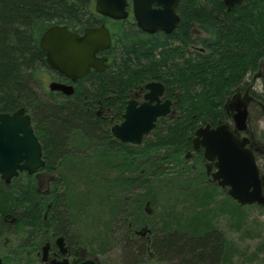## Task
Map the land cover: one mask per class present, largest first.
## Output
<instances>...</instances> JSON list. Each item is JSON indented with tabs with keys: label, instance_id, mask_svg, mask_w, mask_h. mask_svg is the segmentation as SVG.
<instances>
[{
	"label": "trees",
	"instance_id": "trees-1",
	"mask_svg": "<svg viewBox=\"0 0 264 264\" xmlns=\"http://www.w3.org/2000/svg\"><path fill=\"white\" fill-rule=\"evenodd\" d=\"M93 2L0 0V113L27 110L43 146L42 172L60 175L47 190L34 175L10 184L0 177L4 264H41L44 242L67 237L81 211L71 184L83 179L86 197L98 199L130 230L132 264H232L234 250L214 226L211 206H241L227 194L218 201L219 187L188 163L191 156L195 167L203 162L202 150L193 146L199 125L230 121L225 105L237 94L247 95L252 107L260 98L249 79L261 62L264 72V0H242L231 10L223 0H181L180 23L171 34H146L121 22L106 52L108 68L92 70L72 96L52 92L45 80L60 77L49 69L40 38L53 25L76 32L99 26ZM150 82L165 86L166 97L176 102L174 114L160 119L142 146L121 143L111 127L122 121L128 94ZM113 171L121 175L111 177ZM100 182L103 188L96 190ZM135 189L142 192L131 196ZM164 191L175 195L160 212L155 205L168 202ZM148 203L150 214L143 210ZM140 228L137 239L133 229Z\"/></svg>",
	"mask_w": 264,
	"mask_h": 264
},
{
	"label": "water",
	"instance_id": "water-1",
	"mask_svg": "<svg viewBox=\"0 0 264 264\" xmlns=\"http://www.w3.org/2000/svg\"><path fill=\"white\" fill-rule=\"evenodd\" d=\"M181 0H132L137 26L145 33L158 31L171 34L180 23L177 8ZM231 9L241 0H223ZM128 0H96V12L113 20H125L129 15ZM155 6V7H154ZM112 45L110 31L105 25L88 27L81 35L65 25H53L40 38V48L50 69L60 76L77 82L93 69L102 72L108 68L107 57L98 56ZM49 89L65 96L75 93L73 85L52 81ZM148 91L144 102L130 100L122 116L123 121L111 128L113 136L122 143L140 145L155 128L160 118L172 113V100H164L165 87L158 82L145 85ZM234 127L246 131L249 118L248 104L243 101L230 105ZM248 137H239L228 123L210 124L195 131L193 145L203 148L204 160L214 163L211 178L241 206H264L263 180ZM45 166L43 148L36 136L33 121L24 107L11 113H0V176L7 183L20 172L32 175ZM60 251L67 250L64 238L56 241ZM50 245L43 247L45 262ZM0 264L2 259L0 258ZM53 264H69L67 260ZM82 264H101L87 260Z\"/></svg>",
	"mask_w": 264,
	"mask_h": 264
},
{
	"label": "rangeland",
	"instance_id": "rangeland-1",
	"mask_svg": "<svg viewBox=\"0 0 264 264\" xmlns=\"http://www.w3.org/2000/svg\"><path fill=\"white\" fill-rule=\"evenodd\" d=\"M94 7L95 2L91 5L93 12ZM104 23L110 28L113 34L116 32L117 28L115 24L109 21H105ZM52 81H55L52 77L45 80V86L47 89ZM249 83V88L255 90L260 95V98L256 99L254 107H252L251 104L249 105L250 110H252L251 121L253 120L250 122V130L257 141L258 146L264 151V72L262 62L259 70L252 75L251 79H249ZM201 126L204 125H199V127ZM149 138H151V136ZM115 162L116 164L120 163L118 161ZM196 163L197 161L194 162V158L191 156L188 166L194 167L193 173L197 174L196 170L201 169L207 173L206 183L208 184V181L211 182L208 172V163L203 160V165L201 164L195 167ZM258 164L261 168L264 165V153L261 155ZM119 175H121V173L118 171H113L111 173V177H117ZM58 176H60L59 173H56L55 175L53 173L52 175L47 174L46 177H43L41 188L43 190L49 189L51 187V182L56 180ZM169 176L172 178L175 177L174 174H170ZM66 177L71 179L70 177H73V175L71 172L70 174L66 172ZM198 182L204 183L203 181ZM158 184H162V182H158ZM71 185L75 188L72 191L75 194V198H78V202L81 200L80 206L77 209V211L79 209H81V211L80 213H77V216L71 223V227L68 226V230H66L69 244L72 246H77L79 244L80 247L85 248L83 250H85L86 259L93 257L104 264H132L133 261L127 257L126 245L135 241V239H130V230H124L123 220L121 218L113 219V216L108 214L107 208L99 204L98 199H95L92 203L91 199L89 200V198L86 197L87 194H89V192L86 191L89 183H86L84 179L83 181H74ZM204 187H206V185H204ZM94 188L100 190L103 188V185L100 182V186L96 187L94 185ZM219 190L217 200L221 201L223 200L226 191L220 188ZM141 192L140 189H135L132 191L131 196ZM176 192L179 193L180 190H176ZM168 194L169 193L166 191L163 193L164 197H168V202L163 199L156 203L155 207L157 211L161 212L163 209H166V207H171L173 202L169 200V197L172 195L174 196L175 193L171 192V195ZM86 199H88L87 202ZM231 205L235 206L234 204ZM150 208V203L143 206V210L148 214L151 213L148 212L150 211ZM211 209H213L212 214L215 215L213 219L214 226L218 229L219 233L228 240L231 244V248L234 250L231 260L232 264H264V208H259L257 206L222 208L219 205L217 209L212 205ZM133 233L136 235L135 238L137 239H139V236L143 235L141 228L133 229ZM86 243L91 244L92 249H89L90 246L89 248L85 246ZM1 251L2 247L0 246V252ZM3 252H5V250H3ZM153 264H156V262H153Z\"/></svg>",
	"mask_w": 264,
	"mask_h": 264
},
{
	"label": "flooded vegetation",
	"instance_id": "flooded-vegetation-1",
	"mask_svg": "<svg viewBox=\"0 0 264 264\" xmlns=\"http://www.w3.org/2000/svg\"><path fill=\"white\" fill-rule=\"evenodd\" d=\"M128 10H129V17H128V19H127V21L128 22H132V23H134V24H136V22H135V19H134V16H133V7H132V3H131V1H130V3H129V7H128ZM97 16H99V15H97ZM99 17H101V15L99 16ZM105 21H109V22H111V23H114V24H116V25H119V22H121V21H116V20H112V19H109V18H107V17H104L102 20H101V24L100 25H106L104 22ZM107 26V25H106ZM85 30V29H84ZM84 30H81V31H78L77 33H79V34H83L84 33ZM109 30H110V28H109ZM110 32H111V36L113 37L114 36V34H113V32L110 30ZM98 56H105V57H107V61H108V63H109V57L107 56V53L106 52H102V53H99L98 54ZM54 73H56L57 75H59L56 71H53ZM91 72V71H90ZM89 72V73H90ZM88 73V74H89ZM87 74V75H88ZM86 75V76H87ZM59 80L58 79H55L54 78V80H57V81H59V82H62V83H65V84H67V85H73V86H75V88H76V86H77V84L81 81V80H83V79H79L77 82H72L70 79H68V78H66V77H64V76H60L59 75ZM148 91L144 88V87H140V88H138V89H136V90H132L129 94H128V96H129V99H128V101H127V103H129V101L130 100H135V101H137L138 102V104H141V103H143L144 102V96H145V94L147 93ZM168 98L166 97V90H165V93H164V97L162 98V101H164V100H167ZM246 99H247V95H241V94H237V95H235L233 98H232V100H230V101H228L227 103H226V109H227V111H228V113H229V116H230V121H228V122H230L231 123V125H232V128H233V130L236 132V135H238L239 137H248L249 138V145H248V147L250 148V150L253 152V154H254V157H255V160H256V162H257V164H258V162H259V160H260V158H261V155L264 153V151L262 150V148L260 147V146H258V144H257V141L255 140V138H254V136H253V134H252V132H251V128H250V125H251V123H250V121H251V111H250V108H249V105L251 104V102H250V100L248 101V111H249V118H248V125H247V130L246 131H238V130H236V128L234 127V122H233V119H232V115H233V111L230 109V105L231 104H233V103H238L239 101H246ZM128 105V104H127ZM101 108H103V106H100ZM127 107V106H126ZM173 108V110H172V113H171V115L172 114H174V111H175V108H176V103H175V105L172 107ZM111 110L112 109H107V111H108V113H111ZM12 114V113H11ZM99 115L101 114L100 112L98 113ZM170 115V116H171ZM122 122V121H121ZM121 122H119V123H115V124H120ZM157 125V124H156ZM200 150V149H199ZM203 152V151H202ZM258 167H259V170H260V174H261V177L263 178V183H264V174H263V171H264V165L262 166V168L259 166V164H258ZM212 168H214V164H212L211 165V169ZM209 171H210V169H209ZM20 175H23V176H26V175H28L26 172H22V173H20L18 176H20ZM17 176V177H18ZM34 176L36 177V179H37V181L39 182V187H40V189H42L41 187H42V180H43V177H46L47 176V173H43L42 171H38L36 174H34ZM16 178V177H15ZM14 178H12L11 179V181L13 180ZM4 181V180H3ZM11 181L9 182V183H6V181H4L6 184H10L11 183ZM6 221H8V220H10V217H6V218H4ZM64 244H65V248H66V250H67V253L64 255L61 251H60V249H59V247H58V245L56 244V241H55V243H49V245H50V248H49V253H48V256H47V260L44 262V263H42V264H53V263H60V262H62V261H64V260H67L68 261V263L69 264H82V263H84L85 261H87V259H89V258H85V250H83L84 248H82V247H80L79 246V244L77 245V246H72V245H70L69 244V240H68V238L66 237V236H64ZM41 255V254H40ZM3 259V258H2ZM97 261V260H96ZM98 262V261H97Z\"/></svg>",
	"mask_w": 264,
	"mask_h": 264
}]
</instances>
